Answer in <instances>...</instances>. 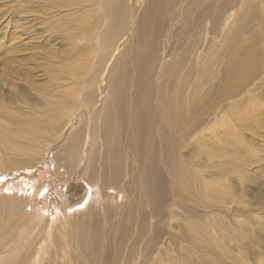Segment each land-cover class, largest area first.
Masks as SVG:
<instances>
[{"label":"rangeland","instance_id":"374dc122","mask_svg":"<svg viewBox=\"0 0 264 264\" xmlns=\"http://www.w3.org/2000/svg\"><path fill=\"white\" fill-rule=\"evenodd\" d=\"M141 1L134 4L135 17L144 6ZM239 2L227 13L222 32L233 29L234 8L243 6ZM104 3L0 0V264L88 263L72 248L71 237L82 224L89 227L79 218L89 186L75 173L67 175L53 167L54 161L64 164L54 159L63 133L54 126L62 123L65 128L80 114L86 117L78 112L79 100L96 71L99 79L103 69L105 77L114 67L128 65V56L116 60L122 48L108 55L100 42L108 27ZM175 31L181 34L180 27ZM254 31L255 27L247 28V36ZM201 36L194 51L197 88L185 89L189 107L176 124V161L166 181L172 185L169 201L174 196V203L191 207L194 223L209 238L198 234L199 244H189L178 230L186 220L174 204L178 215L166 221L174 224L170 231L178 238L170 242L163 233L150 251L146 243L143 257L134 264H264V49L261 62L241 76L232 92L224 79L230 68L228 55L218 57L227 37L212 32ZM102 83L106 84L105 78ZM207 87H211L208 104L194 103ZM210 142L216 144L209 146ZM191 174L193 186L188 181ZM109 177L104 175L105 189L121 204L113 208L114 218L127 207L123 203L128 198L109 184ZM97 198L102 213L103 200ZM39 246L44 252L37 258ZM62 253H67L64 259Z\"/></svg>","mask_w":264,"mask_h":264},{"label":"bare ground","instance_id":"6f19581e","mask_svg":"<svg viewBox=\"0 0 264 264\" xmlns=\"http://www.w3.org/2000/svg\"><path fill=\"white\" fill-rule=\"evenodd\" d=\"M138 1L105 0L102 7L108 27L100 42L108 55L122 48L116 60L128 56V65L114 67L105 77L103 69L99 79L96 71L85 83L86 90L79 100L78 112H84L86 117L80 114V118H73L74 122L69 120L65 128L62 123L54 126L63 130L61 147L56 150L54 159L64 164L54 161L53 167L67 175L75 173L89 186L88 196L82 201L86 202L85 206H81L79 214L89 227L82 224L76 236L71 237L72 248L86 256L88 259L84 256L83 259L88 263L134 264L143 257L146 243L150 251L163 233L174 242L178 238L170 231L174 224L168 222L167 225L166 221L178 215L174 204L183 212L186 223L178 230L189 244H199L198 234L206 240L209 238V234L194 223L191 207L174 203V196L169 201L172 185L166 181V173L172 171L176 161V124L189 107L184 102L185 89L197 88L193 86L195 42L201 41L197 40L202 39L201 34L210 32L220 38L227 37L228 44L218 50V57L228 55L226 64L230 68L224 79L232 92L237 90L241 76L261 62L264 49L261 47L264 0H240L242 11L234 8L235 21L229 32H222L220 26L237 0H142L144 6L135 17L133 7ZM175 26L180 27V35L177 31L173 34ZM251 27H255V31L247 36L246 29ZM199 81L203 82V74ZM210 92L211 87H207L193 102L208 104ZM228 131L239 135L236 129ZM231 141L237 145L233 136ZM215 144L210 142L209 146ZM124 172L127 179L123 177ZM105 174H110L109 184L128 198L123 203L127 207L114 218L113 208L121 204L107 193ZM188 181L194 185V174ZM97 195L103 200L102 213L96 204ZM65 207L63 203L62 210L65 211ZM151 215L157 219L151 220ZM40 252H44V247H38L37 258ZM66 254L62 253L63 259ZM53 255L58 257L57 252Z\"/></svg>","mask_w":264,"mask_h":264}]
</instances>
